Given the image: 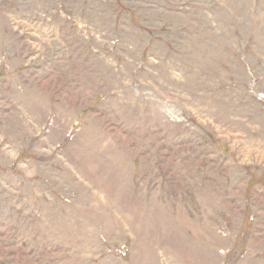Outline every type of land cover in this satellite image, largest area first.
<instances>
[{
	"label": "rangeland",
	"instance_id": "obj_1",
	"mask_svg": "<svg viewBox=\"0 0 264 264\" xmlns=\"http://www.w3.org/2000/svg\"><path fill=\"white\" fill-rule=\"evenodd\" d=\"M0 264H264V0H0Z\"/></svg>",
	"mask_w": 264,
	"mask_h": 264
},
{
	"label": "trees",
	"instance_id": "obj_2",
	"mask_svg": "<svg viewBox=\"0 0 264 264\" xmlns=\"http://www.w3.org/2000/svg\"><path fill=\"white\" fill-rule=\"evenodd\" d=\"M249 188H251V184H250Z\"/></svg>",
	"mask_w": 264,
	"mask_h": 264
}]
</instances>
